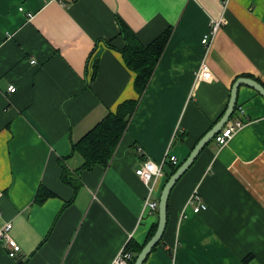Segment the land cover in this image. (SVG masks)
Returning a JSON list of instances; mask_svg holds the SVG:
<instances>
[{"label": "crops", "instance_id": "crops-1", "mask_svg": "<svg viewBox=\"0 0 264 264\" xmlns=\"http://www.w3.org/2000/svg\"><path fill=\"white\" fill-rule=\"evenodd\" d=\"M219 18L211 76L197 83L202 37ZM120 25L142 45L172 33L112 160L81 171L74 194L61 181V164H83L72 145L137 97ZM239 77L264 87V0H0V229L10 223L21 248L10 258L0 242V264H111L128 242L143 245L158 218L135 170L166 160L158 202L168 158H187ZM238 107L249 123L225 146L213 138L175 184L144 264H264V98L241 86ZM42 187L52 194L36 204Z\"/></svg>", "mask_w": 264, "mask_h": 264}, {"label": "trees", "instance_id": "trees-1", "mask_svg": "<svg viewBox=\"0 0 264 264\" xmlns=\"http://www.w3.org/2000/svg\"><path fill=\"white\" fill-rule=\"evenodd\" d=\"M171 33L172 29L168 28L148 45H142L123 25H120V34L125 40V47L121 53L126 66L135 73L134 91L137 97L120 103L114 112H109L78 142L72 145L71 155L75 153L79 154L83 159V164L74 173H71L64 164H61V181L69 185L73 189L74 194L81 187L78 179L81 171L91 170L96 165L106 167L112 160L128 123L137 109L139 100L145 92L156 65L164 52ZM95 75L96 66L92 78ZM178 166L180 164L172 165V170L168 176L174 173ZM51 194L47 189L43 187L39 188L35 197V203L41 204ZM156 229L157 223L151 227L146 242L154 235ZM160 243L161 241L157 245ZM144 244L140 246L133 241L127 243L125 246L126 250L133 253V259L130 264H134Z\"/></svg>", "mask_w": 264, "mask_h": 264}, {"label": "built area", "instance_id": "built-area-1", "mask_svg": "<svg viewBox=\"0 0 264 264\" xmlns=\"http://www.w3.org/2000/svg\"><path fill=\"white\" fill-rule=\"evenodd\" d=\"M44 2H49L52 0H43ZM224 4L226 5L229 0H223ZM30 16V15H28ZM210 26L208 28L207 33L202 37L201 44L204 47V54L202 56V61L195 72L196 82H202L209 79L211 76L210 69L206 64V56L213 42L215 35L218 33L219 29L225 24L223 18L219 19H212L210 21ZM8 91L13 93L15 92V88L12 86L8 87ZM245 111L242 107L235 108L233 113L234 120H229L225 126L215 135L214 140L218 146L222 147L225 146L235 135L237 131L241 128L246 126L249 121L244 118ZM166 160L162 161V163H157L152 160L144 161L136 170L135 174L140 178V180L147 185L148 187V196L146 199V208L147 211L155 212L158 208V202L152 201L151 196L155 191L157 186L158 180L162 175L163 165ZM168 161L172 163V165L177 164V159L174 156L168 158ZM191 200L193 202H197V205L193 208L194 212H198L200 209L203 208V205L200 204V200L198 195L195 193ZM12 225L10 223H6L0 229V242L4 243V246L7 250V254L10 258H16L17 255L21 252L20 246L16 243V241L10 236V230ZM133 259V253L126 250L124 247L115 259L112 261L111 264H130Z\"/></svg>", "mask_w": 264, "mask_h": 264}, {"label": "water", "instance_id": "water-1", "mask_svg": "<svg viewBox=\"0 0 264 264\" xmlns=\"http://www.w3.org/2000/svg\"><path fill=\"white\" fill-rule=\"evenodd\" d=\"M241 86H247L253 90H255L259 95L264 98V87L257 80L250 77H239L233 83L229 100L226 106V109L222 116L218 119V121L211 127L209 131H207L201 139L197 142L194 148L191 150L187 158L178 166L176 171L170 175L164 184L160 197L158 200V208H157V229L154 235L147 241L142 247L141 251L137 255L134 264H144L148 255L151 253L153 248L157 246L159 241L162 239L164 231L167 225V208H168V199L170 193L178 182V180L188 171L191 165L196 161L201 151L205 148V146L213 140L215 135L224 127V125L229 121L231 116L233 115L236 105H237V95L238 89Z\"/></svg>", "mask_w": 264, "mask_h": 264}]
</instances>
